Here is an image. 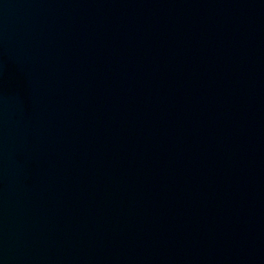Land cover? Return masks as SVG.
Listing matches in <instances>:
<instances>
[{
  "label": "water",
  "instance_id": "1",
  "mask_svg": "<svg viewBox=\"0 0 264 264\" xmlns=\"http://www.w3.org/2000/svg\"><path fill=\"white\" fill-rule=\"evenodd\" d=\"M0 264H264V0H0Z\"/></svg>",
  "mask_w": 264,
  "mask_h": 264
}]
</instances>
